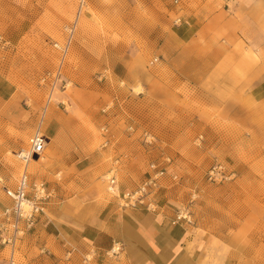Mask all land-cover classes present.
<instances>
[{"label":"rangeland","instance_id":"rangeland-1","mask_svg":"<svg viewBox=\"0 0 264 264\" xmlns=\"http://www.w3.org/2000/svg\"><path fill=\"white\" fill-rule=\"evenodd\" d=\"M36 130L51 140L30 177L66 199L85 181L135 187L156 163L200 264H264V0H0L2 200ZM216 163L228 178L208 180Z\"/></svg>","mask_w":264,"mask_h":264},{"label":"crops","instance_id":"crops-1","mask_svg":"<svg viewBox=\"0 0 264 264\" xmlns=\"http://www.w3.org/2000/svg\"><path fill=\"white\" fill-rule=\"evenodd\" d=\"M78 161H74L75 169ZM94 185L90 181L83 188L76 184L71 189L77 192L67 199L59 187H52L55 197L18 245L24 264H36L46 254L52 256V264L69 256L70 264H200V246L192 243L187 224L171 223L175 210L167 205L165 191L158 190L161 207L153 213L120 207L122 194L134 187L114 186L117 193L109 194L106 188ZM0 200L8 204L7 198ZM115 242L121 245L120 254L109 257L106 251ZM3 251L0 246V259Z\"/></svg>","mask_w":264,"mask_h":264},{"label":"built area","instance_id":"built-area-1","mask_svg":"<svg viewBox=\"0 0 264 264\" xmlns=\"http://www.w3.org/2000/svg\"><path fill=\"white\" fill-rule=\"evenodd\" d=\"M73 28V25L66 27L69 37L72 35ZM54 46L57 47L58 45L54 44ZM67 46V40L64 45L58 46L63 56L67 51ZM61 67V65H58L55 70L47 72L41 77V82L49 80V97H51L56 87L67 86L66 80L61 73ZM47 140L48 138L45 134L36 130L28 138L27 145L15 152V157L22 166L14 185L3 187L8 204L4 205L0 210V246L8 248V255L0 259V264H17L15 255L20 241L34 229L39 216L44 214L46 207L55 197L54 189L48 187L44 181L32 179L28 172L29 163L33 159L41 158L46 148ZM150 168L152 173L147 178L122 194L120 207H139L153 213L159 211L161 206L157 200V193L167 170L166 167L156 163H152ZM229 175V172H225L222 163H216L208 170L207 178L212 181H220L223 178H228ZM178 222L185 224L191 222L187 210L178 209L175 211L171 223L176 224ZM120 251V243L115 242L106 251V255L117 257Z\"/></svg>","mask_w":264,"mask_h":264},{"label":"bare ground","instance_id":"bare-ground-1","mask_svg":"<svg viewBox=\"0 0 264 264\" xmlns=\"http://www.w3.org/2000/svg\"><path fill=\"white\" fill-rule=\"evenodd\" d=\"M40 159H41V158H39V159H33V160L29 163V166H31V167L35 166V165L40 161ZM113 181H114V180H112V182H113ZM112 189L115 190V187L113 186Z\"/></svg>","mask_w":264,"mask_h":264}]
</instances>
